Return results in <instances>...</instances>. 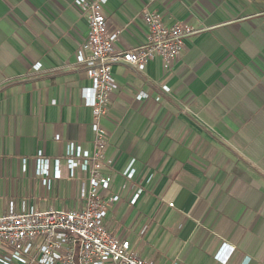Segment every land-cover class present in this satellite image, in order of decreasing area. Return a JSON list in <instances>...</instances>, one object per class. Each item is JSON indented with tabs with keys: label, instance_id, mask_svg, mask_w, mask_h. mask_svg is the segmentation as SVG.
<instances>
[{
	"label": "crops",
	"instance_id": "1",
	"mask_svg": "<svg viewBox=\"0 0 264 264\" xmlns=\"http://www.w3.org/2000/svg\"><path fill=\"white\" fill-rule=\"evenodd\" d=\"M73 2L0 0V214L9 202L16 211L82 205L86 175H69L65 148L92 149L93 113L76 60L88 27ZM102 8L117 50L146 42L145 9L194 29L169 69L159 57L142 71L111 69L117 88L99 122L115 176L101 192L119 198L106 205V227L157 264H264V0H104ZM38 155L49 160L48 185L34 172ZM230 248L226 260L216 257Z\"/></svg>",
	"mask_w": 264,
	"mask_h": 264
},
{
	"label": "built area",
	"instance_id": "2",
	"mask_svg": "<svg viewBox=\"0 0 264 264\" xmlns=\"http://www.w3.org/2000/svg\"><path fill=\"white\" fill-rule=\"evenodd\" d=\"M104 0H74L78 14L86 19L87 37L76 53L77 63L85 66L90 85L82 89L84 104L91 108L93 121L92 149H82L69 142L65 148L66 167L73 176L75 169L86 175L81 181L78 196L82 205L75 209L16 211L12 202L0 214V264H157L140 257L128 239L112 234L104 223L106 205L118 200L119 195L103 200L101 191L111 187L115 171L112 160L106 158V131L100 118L108 110L110 94L117 88L111 69L114 64L124 63L136 71L154 57H159L161 67L169 69L179 58L183 40L194 29L184 23L167 25L159 13L144 10L141 18L147 26V40L137 47L117 50L114 43L117 33L107 28L102 4ZM84 51L87 54H84ZM35 68L38 66L34 65ZM163 91H168L162 85ZM143 92L137 98H145ZM157 99V98H156ZM25 162V161H23ZM49 160L38 155L34 172L44 175L42 184L48 185ZM53 177H60L59 159H54ZM133 167H126L122 175L132 177ZM132 196L133 203L139 195ZM171 206L172 203H169ZM232 249L221 260L229 257Z\"/></svg>",
	"mask_w": 264,
	"mask_h": 264
}]
</instances>
